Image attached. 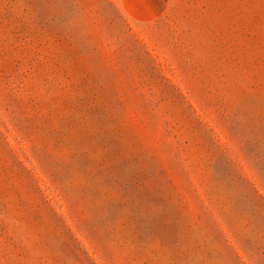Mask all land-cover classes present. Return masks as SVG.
Masks as SVG:
<instances>
[{"label":"rangeland","instance_id":"rangeland-1","mask_svg":"<svg viewBox=\"0 0 264 264\" xmlns=\"http://www.w3.org/2000/svg\"><path fill=\"white\" fill-rule=\"evenodd\" d=\"M0 264H264V0H0Z\"/></svg>","mask_w":264,"mask_h":264},{"label":"crops","instance_id":"crops-1","mask_svg":"<svg viewBox=\"0 0 264 264\" xmlns=\"http://www.w3.org/2000/svg\"><path fill=\"white\" fill-rule=\"evenodd\" d=\"M136 1L139 7L151 19L162 14L170 3V0H136Z\"/></svg>","mask_w":264,"mask_h":264}]
</instances>
